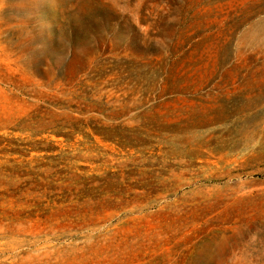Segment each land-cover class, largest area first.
I'll return each mask as SVG.
<instances>
[{
	"label": "rangeland",
	"instance_id": "374dc122",
	"mask_svg": "<svg viewBox=\"0 0 264 264\" xmlns=\"http://www.w3.org/2000/svg\"><path fill=\"white\" fill-rule=\"evenodd\" d=\"M0 264H264V0H0Z\"/></svg>",
	"mask_w": 264,
	"mask_h": 264
}]
</instances>
